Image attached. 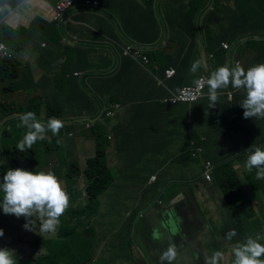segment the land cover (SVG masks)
<instances>
[{
  "label": "trees",
  "instance_id": "1",
  "mask_svg": "<svg viewBox=\"0 0 264 264\" xmlns=\"http://www.w3.org/2000/svg\"><path fill=\"white\" fill-rule=\"evenodd\" d=\"M166 0H145L146 5L143 3L142 6L145 10V13H151V22L149 24H139L144 25L149 30V33L154 37H159L160 34V27H162V21L165 22V29L168 27L169 24H173L171 22L170 17L165 18L163 17V13L168 12L169 16L174 14L173 10L167 9V4L165 3ZM183 0H168V4L172 3H179ZM236 2H240L243 0H235ZM187 12H186V23L182 24L181 26H170L168 32H172L173 39H184L185 42L192 44L189 48L191 50H196L197 48L204 45L205 49L209 52L214 54V59L216 56H219L222 49L224 50L222 44L224 41H230L233 39V35L231 34H223L221 37H217L216 35H211L210 29L207 27L205 28L204 32L201 34L203 37V43L196 42L194 36L196 35L197 28L194 27L195 20L197 21L198 14L208 11L209 18L212 19L213 15L222 14L224 10H228V7H224V5L220 4V0H185ZM209 6V8H208ZM213 7L210 9V7ZM219 7L223 9H219ZM217 9V10H216ZM233 13L234 17H245L242 14H237L234 11L228 10ZM249 11H253V9H249ZM158 12V13H157ZM162 13V14H161ZM4 14V13H2ZM0 14V16L2 15ZM126 17H133V13L127 12L123 14ZM123 16V19H124ZM227 16V15H226ZM224 15V17H226ZM95 18V17H94ZM214 18V17H213ZM125 25L129 23L124 22ZM151 24V26H150ZM207 26L210 24H206ZM233 25V23H232ZM53 29V25L47 23L46 21L36 18L31 24V30L33 33H37L40 30H44L46 32L51 31ZM231 26L228 28L230 31ZM154 31V32H153ZM90 33V30H87ZM12 33V32H11ZM55 34V33H54ZM9 34H6V37ZM177 37V38H176ZM12 38L9 36V39ZM148 37L147 39H149ZM147 39H144L147 41ZM3 40H5L3 38ZM6 41V40H5ZM195 42V44H193ZM186 44L184 43L181 49V53H183ZM202 47V48H203ZM70 52L67 50L65 53ZM259 52V51H257ZM185 55L189 56L190 50L184 52ZM95 55V56H94ZM182 55V54H181ZM260 63L262 64L264 59V52H261L259 55ZM151 64H149V69H145L141 67L138 63H135L130 58H124V61L120 63L121 65L117 67H112V62L109 61L107 58L101 56L99 52L94 53L92 56L80 58L76 60L75 58V66L73 67L74 71H82L84 72L82 77H75L72 75L71 78V86L69 89L71 91H75L73 94L65 87L58 88L56 87V82L49 84V91L51 96V102L55 101L58 106V109L63 107V110L69 109L71 105L75 107H79L78 112L81 115H89L91 119H97L95 116L99 113V106L108 107L109 104L112 103L111 96H105L107 93L113 92V95L116 94L119 96L123 90V87H127L128 84H132V88L134 89L133 92L138 95L137 100L141 101L137 106L142 107V111L145 115L150 118L151 113H156L158 111H162V117H158L160 123L163 125L173 123L170 121L173 118L178 117L181 111H189V105H177V104H170V98L175 95V92L172 88H167L166 86L159 83V79L163 76L158 75L160 71L155 69L156 61V54L153 53L151 55ZM101 60L106 62V65H101ZM154 60V61H153ZM109 62V63H108ZM224 65L223 61H219ZM170 62L167 61L165 65L158 63L160 67H167ZM185 63V62H184ZM184 63H182V68H177L178 70L177 76L174 78L175 80H181L184 77ZM187 64V61H186ZM212 65L214 70L219 66V63H215L212 61ZM4 67L3 65L0 66V72L4 74ZM5 75L1 76L4 78ZM10 76H7L4 80H8ZM130 82V83H129ZM88 83V84H87ZM85 89H93L98 93L97 96H86L79 91V88ZM180 87H177L175 91H178ZM208 88L205 86L203 90L204 97L207 96ZM226 92H232L234 97L232 100L227 101L232 110L236 109L240 106L241 102L244 99V96L241 92L233 90L231 86H229L225 90H221L219 96L226 95ZM221 97H219L221 99ZM166 98L169 103L167 102L165 105H161L162 99ZM208 103V102H207ZM97 104V105H96ZM209 104V103H208ZM89 105H91V112L89 110ZM10 109L13 112L14 117L18 118L25 113L24 111H37L36 106H31L30 108L26 107L25 102L20 105H10ZM191 110V109H190ZM206 110V117L205 121H210L215 118H218L217 114L211 110L210 108H205ZM66 111V114H67ZM230 110H226L221 107L220 112L221 114H227ZM69 114V112H68ZM162 114V113H161ZM220 116V115H219ZM239 122L245 128H249L252 131L257 132V134H263L260 131L261 126L264 125V118H256L253 117L252 119H243V111L237 115ZM101 121H97V123L93 126H86L82 131V138L85 141L91 142L89 145V149L91 153L87 151L81 152L80 148L78 147L77 143L68 144V140L65 138L67 136V130L71 131V126L65 128L63 126L57 135H53L50 131H46L45 139L38 140L30 150L25 151L24 153H19L17 150L12 149H4V158L1 160L3 163L0 164V169L5 170L8 166L16 168H22L27 171H35V172H48L47 169H44L42 166L47 164L48 162L53 164L56 171L62 174V177L66 183V188L64 189L69 196V206L70 211L66 210L65 214L69 218H64L63 221H60V224L56 230L58 234L55 238L54 236L50 235H43L39 236V229L38 226L36 227V234L25 231L22 225L25 223L24 218L21 217L17 219L14 216L4 215L5 220L7 221L6 226H3L2 229L4 231V236L0 237V242L4 246H9L10 249H14L16 254L19 255L18 261L22 263H26V259L28 258L29 254L25 255L23 249H27L30 247H37L39 245H45L46 252L41 259L42 262L34 261L33 264H87L88 262L92 263L94 258L95 252L101 249V244L99 241L101 239H92L94 234V229L89 227V225L81 226V222L83 221L82 213L85 211V206L83 201H79L82 198V191L80 189V185L78 183L79 179L82 177L85 180H89L87 184V191L90 194L91 198H89V204H94V206H98L100 203V197L104 195H109L113 197L117 193L120 192L117 190L116 186H112L113 178H111V171H112V163L115 161L113 156L111 155L110 145L107 143L108 140L105 141L103 137V133L105 132V124H108V120L98 119ZM156 123V122H155ZM259 123V126L257 125ZM182 125V130H185V135L192 136L195 140V143L200 146V142L196 139V123L190 122L187 123V119H182L180 124ZM215 128L214 134L215 137L213 139H217L215 142V161L219 160L223 157L224 151V142H228L234 152L238 151V149L234 145V139L232 134L230 133V128H227V132L224 131L223 133L217 134L219 126L213 124ZM156 129H158V123H156ZM229 130V132H228ZM177 127H173L171 131L166 129L162 132L160 144L162 147L171 146L177 141V138L181 133L177 135ZM114 139L118 142L126 141L129 144H135L136 142H143L145 138V134L147 133L146 127H136L131 128L127 125H118L114 129ZM174 134V135H173ZM6 136H2L5 138ZM75 134L72 133L70 138H74ZM18 138V135H17ZM64 138V139H63ZM211 139L210 136L207 137L205 141L207 146L210 148L212 145H209L207 141ZM212 139V140H213ZM263 142L260 145H253L251 143H247L246 148L252 150L255 147L264 146V135L262 136ZM156 146L152 147V150L155 152L158 149H155ZM115 156L116 154L119 155L120 160L123 164L130 163V158L133 154L132 151L126 153L124 156H121L119 152H115L113 149ZM232 151V152H233ZM224 158L220 164H217L216 169L214 171V175L212 181L210 183L203 182V178L201 181L207 187L208 193L210 195V201L215 203V208L218 210L220 207L225 209L230 214V223L227 224L229 226L226 233L223 235V242L228 243L231 248H233L237 243H243L245 239L251 236L254 239L256 237H264V227L262 226L261 230H256L260 224V221L256 218V216L252 213L253 206L247 202H241L239 199V192L241 187H246L243 183V177L248 182V185L253 183L254 180L251 179L250 175H253V172H249L247 174V170L244 168V163L233 160L232 153ZM12 153L18 154V157H14L13 159L10 158ZM25 153H30L28 157ZM207 152H205L206 154ZM165 159H169L165 158ZM194 160L191 155L185 154L177 159H171L170 162L174 163L177 166L184 165L187 161ZM4 162H7L5 164ZM178 162V163H176ZM166 162L163 165L168 164ZM216 165V162L213 161ZM239 163V167L235 168V164ZM129 170H126L127 173ZM255 171V169H253ZM118 174V172H116ZM124 173V174H125ZM119 175V174H118ZM196 180V179H195ZM193 180V181H195ZM262 183L264 184V179H261ZM2 182V181H0ZM200 187V186H197ZM110 191L112 193H110ZM194 191V190H193ZM167 193V192H166ZM166 193L160 197V200H163L165 196L164 202L166 203L164 206L168 205L174 197L172 195H166ZM191 197L194 200V195L190 191ZM262 193H264V189H262ZM118 196V195H117ZM0 200H2V194H0ZM241 202V203H240ZM251 208V212L248 214L247 218L243 217V215L247 214V208ZM2 212V211H0ZM3 213V212H2ZM78 216L75 221H73V217ZM256 224V225H255ZM234 229L236 231V236H234L231 240L226 239V234L228 231ZM262 232V233H261ZM264 240V239H262ZM92 243L95 244L94 249L91 247ZM264 244V241L263 243ZM19 247H23V249H19ZM90 249V250H89ZM88 252L80 258V255L83 254L85 251ZM234 260V256L231 257L230 263ZM101 264V263H98Z\"/></svg>",
  "mask_w": 264,
  "mask_h": 264
},
{
  "label": "clouds",
  "instance_id": "2",
  "mask_svg": "<svg viewBox=\"0 0 264 264\" xmlns=\"http://www.w3.org/2000/svg\"><path fill=\"white\" fill-rule=\"evenodd\" d=\"M110 1L111 0H72V4L67 9L65 15L66 19L65 21L57 22L53 18V11L57 9V6L60 2V0H37L35 3H31L28 0H25L17 5H15L11 11L6 17L0 19V28L3 29V32L5 33L4 39L6 40H0L1 43H3L8 50V56L6 55L3 58H0V66L3 65L4 74L0 72V136H6L5 138H2V143L0 144V164L3 163L1 161L2 154L4 153V149H12L17 150L19 153H23L26 150H30L32 146L38 141L45 139L46 131H50L54 136L57 135L60 131V129L63 127L64 121H60L59 119L54 118V116H50L53 118H49L47 122H41V110L40 108H37V111H29L26 113H23L19 119L14 117L13 112L11 111L10 107H7L2 102V92L4 90V86L2 85L3 82H7L9 80L13 79L14 76V70L15 65L14 61L16 60L15 56L13 55L14 50L10 49V43L11 44H19L21 41L18 40L16 31L21 29L24 26L28 27L29 32L33 33L31 30V24L36 18H40L47 23L53 25L56 32L54 36L56 35H62L63 43L62 46L69 51L75 52L76 50H85V53L90 51V56H92L94 53L99 52L103 55V53H106L104 58H107L109 61L112 62V65L110 68L117 67L121 65L124 61V58H130L135 63H138L141 67L149 69V64H151V55L153 53L156 54V61L155 63V69L157 71L163 72V77L159 79V83L166 86L167 88H172L170 85H168L167 81L171 80L176 77L178 70L176 72L175 67H165L160 68L158 63H161V59L159 57V54L157 53V49H167L166 46L168 45V29L166 27L165 29V22L162 21V27H160V34L159 37L154 38L151 34V37L147 39L145 42H137V41H131V40H124V39H114L108 36L100 35L103 44V48L97 46V39H91L92 36L89 37V33L87 32L85 34V37H80L79 35L71 34L68 31V25H66L68 22H72V14L73 13H92L99 16H109L112 19L111 11L108 9L110 7ZM160 1V0H156ZM209 8V6H208ZM213 7L211 6L210 9ZM8 10V9H7ZM7 10L5 12H7ZM209 10L203 12L206 13ZM4 12V13H5ZM158 13V12H157ZM15 16H18L17 21L15 24L10 23V20L14 18ZM27 20H29V25H26ZM151 26V24H150ZM96 30V34H98V30L96 29V26L93 24H90V27L88 30L93 31ZM12 32V33H11ZM6 34H9L6 37ZM9 36L12 38L9 39ZM85 38V40H84ZM254 40V39H253ZM224 44L228 45V48H224ZM132 47V51L130 53H125V51L130 46ZM204 45H201L203 47ZM223 48L225 50L230 51L231 45L228 43L222 44ZM20 47H24V44H21ZM135 50H139V55H134ZM152 51V53H151ZM204 51H207L204 47ZM82 57V56H80ZM85 58V57H82ZM214 59V54L210 53L208 56H206L205 62V69L204 72L201 74L198 79L194 81L195 84L192 85H183L179 88L178 91L175 92V95L172 97H176L179 92L185 87H194L197 86L200 89L205 88L207 86L208 92H207V98L209 100L208 108H215L216 102L218 100V96L220 94L221 90L227 89L229 86L233 90L239 91L243 94L244 99L241 102L240 106L237 107L234 110H239L240 113L243 111V119H252L253 117L256 118H264V63L262 64H256L253 67L244 68L240 62L234 61L233 58L230 56H227L226 63L218 67L214 70L212 61ZM169 61V60H167ZM224 62V60H222ZM106 63V62H105ZM109 63V62H108ZM68 62L65 64V66L60 70L62 75L66 77L67 79H64L65 81H69L71 84V78L72 75L75 77H82L83 73L82 71H74L73 67H68L64 70ZM203 67L202 61L196 60L193 62L190 68V72L195 74L198 70H200ZM4 76L2 78L1 76ZM7 76H10L8 80H4ZM205 79H204V77ZM54 82L59 83V79L57 77L54 78ZM130 83V82H129ZM88 84V83H87ZM71 86V85H70ZM69 86V87H70ZM57 87V86H56ZM69 87H65L67 90L72 92L73 94L75 91H71ZM84 88V87H83ZM84 90L88 93L90 96H97L98 93L94 91L93 89H85ZM132 84H128L127 87H123V90L119 96L116 94L113 95V92L107 93L105 96H111L112 97V103L109 104L108 107L99 106V113L95 116L97 119H91L89 118V121L86 123V126H94L97 121H101L98 119H106L108 120V124H105V132L103 133V137L106 140H108L109 147L115 148V144L118 146L120 150V154L125 155L126 153L132 151V148H138V149H145V144L143 142H140V145H138L136 142L135 144H129L126 141L123 142H116L114 139V129L118 125H120L118 117L120 113L123 111L124 108H126L130 103L137 102V96L133 92ZM227 97L230 95V100L233 99L234 94L232 92H226ZM172 98H170L171 103L170 104H177V105H189L191 106L194 103H197L201 99L204 98V94L202 91V96L195 102H184L180 101V99H176L175 101H172ZM141 102V101H139ZM169 103V101L164 98L161 101V105H165L166 103ZM97 105V104H96ZM31 106H29L30 108ZM74 106L71 105L69 107L70 110H73ZM34 112V113H33ZM36 115V116H35ZM20 120V121H19ZM79 119H76L77 121ZM68 121V126H71V131L67 130V133L69 136H72V126L76 123ZM212 121V120H211ZM193 122L192 120L188 119L187 123ZM213 124H216L219 126V123L221 122V118H215L213 119ZM8 124V128H4ZM131 128L132 127L129 124L127 125ZM17 127H23L26 128L27 131L23 135L22 140L16 145L17 149L12 146L13 141L17 139V131L20 129H16ZM142 127L147 128V133L145 134V138L143 141L147 139H151L153 137H161L162 132L158 128L156 129V125H148L145 124ZM196 127V126H195ZM203 130L205 131V135H203L202 131L196 128V139L200 140V146L198 147L195 143V140L192 138V136H188V146H187V154L189 153L193 159H196L200 157L202 154H204L207 137L210 136L211 139L215 137L214 134V127L213 125L209 126L207 122H204L202 125ZM4 128V129H3ZM8 138H10V141H8ZM82 138V136H81ZM191 138V139H190ZM201 138V139H200ZM80 142V141H79ZM208 142V141H207ZM133 145V146H132ZM145 145V146H144ZM140 146V147H139ZM80 147V143H79ZM202 149V153L197 154V150ZM89 150V147L87 148ZM86 150V151H87ZM242 151L247 152V159L244 163V168L252 172L253 169H255V175L257 180L264 179V146L255 147L252 150H249V148L246 150L239 149L237 152L235 151L233 156L239 158ZM143 151H140V154H143ZM185 152H183L184 155ZM133 155V154H132ZM133 161L134 158L131 156L130 161ZM144 160V159H141ZM131 161V162H132ZM130 162V163H131ZM210 162L213 165L212 170V178L214 175V171L216 169L217 164L215 165L212 161L207 160L204 164V172H205V166L206 163ZM240 162H243L240 160ZM130 163L124 165V169L120 170L118 174H124L126 170L131 171L130 168H125V166H128ZM140 167V166H139ZM138 167V168H139ZM112 169H117L115 166L112 167ZM5 171V170H4ZM3 170L0 169V194H2V200H0V237L4 236V231L2 229L3 226H6L7 221L5 220L4 215H10L14 216L17 219L23 217L25 223L22 225L23 229L25 231H29L36 234V227L38 226L39 229V236L43 235H50L57 237L56 230L60 224V221H63L64 218H69L65 214L66 210L70 211L69 206V196L66 193V191L62 188L58 178L56 175L49 171V172H35V171H27L22 168H16V169H7L4 173ZM128 171V172H129ZM139 172V171H134ZM204 172L202 175L203 182L210 183L204 179ZM136 175V173H135ZM82 178V177H81ZM150 178V176L148 177ZM83 179V178H82ZM85 184L81 189L82 198L79 199V201H83L85 206V211L82 213L83 221L81 222V226L89 225V227H92L94 229V234L92 236V239H101L99 243L101 244V249L95 252L94 258L92 260V263L88 262L87 264H111L112 256H113V246L110 245L108 239H107V232L109 231L107 227L117 225V221L119 219V216L115 215L113 213V217L111 216V211L108 209V215L109 220H107L103 216L102 210L100 211V206H94V204H89V198H91L90 194L87 191V184L89 180L83 179ZM157 176H153L149 179V181H152L153 183L156 182ZM79 183V181H78ZM248 183V182H247ZM80 185V184H79ZM156 185H158L156 183ZM248 185V184H247ZM246 185V186H247ZM143 193L146 191H142ZM118 195V196H117ZM115 194L112 198V200H116L121 196V193ZM180 195L174 197L171 201L174 199H177ZM191 196V193H190ZM103 197V196H102ZM100 197V200L101 198ZM195 200V197H194ZM170 201V202H171ZM101 202V201H100ZM159 202L163 205L166 203L163 200L159 199ZM168 202V204L170 203ZM182 202V199H179L176 204L174 205H167V208H172L173 206H180ZM114 205V201H111L108 207H112ZM175 212V215L177 217V220H181V216L178 215V211L173 210ZM171 212V211H170ZM170 212H167L166 210L163 212V215H167ZM4 214V215H3ZM120 214V213H119ZM162 215V217H163ZM78 216L73 217V221L77 219ZM139 219L145 218V213L139 214ZM161 216H158L157 214H154L153 216L149 217L147 219V227L144 230H139L135 237H139L140 244L135 249V254H132V250L128 248L129 251V261H133V264H155L150 258V253L155 254V246L156 242L155 239L152 237L155 234V226H157L160 223V220L162 219ZM207 230L210 235H213L211 233L209 227L206 228V230L198 233L200 234L201 238H197V242L202 241V236L204 232L207 235ZM181 231L184 233H187L188 236L191 234L187 232L186 226L183 225L181 228ZM154 232V233H153ZM194 233H197V230L194 231ZM234 236H236V231L234 229L228 231L226 234V239L231 240ZM196 238V237H193ZM189 238V239H193ZM261 239H264V237H257L256 239H253L251 236L247 237L243 243H237L233 248L229 246L228 243L223 242V238L220 239L219 247L220 251H216L213 253L210 260L207 261V264H218L220 261L221 264H223V258L226 256V254H232L228 256L224 262V264H228L227 260L234 256V260L232 261V264H264V259H261L262 256H264V244L260 243L259 241ZM176 242V246L181 251L183 250V242L180 235V230H177V237L176 239H173ZM177 240V241H176ZM207 246L209 249L211 248L212 242L214 240L213 237L208 238L207 237ZM195 243V244H196ZM195 244L192 246L193 249L198 250V252H194L193 259L194 264H198V260H202L201 256L203 255L204 251V245L201 242L198 246H195ZM95 244L92 243V248L94 249ZM182 246V248H181ZM146 252L144 253L143 250ZM90 250V249H89ZM95 250V249H94ZM88 252L85 251L86 254ZM45 253L42 255H38L39 258H43ZM156 256V255H155ZM176 252L169 248L166 253H164L161 257V259H167L168 264H173V261L175 259ZM160 264L161 261H158ZM187 263V261H186ZM0 264H18V257L16 256L15 250L10 249L9 246H4L0 242Z\"/></svg>",
  "mask_w": 264,
  "mask_h": 264
},
{
  "label": "crops",
  "instance_id": "3",
  "mask_svg": "<svg viewBox=\"0 0 264 264\" xmlns=\"http://www.w3.org/2000/svg\"><path fill=\"white\" fill-rule=\"evenodd\" d=\"M11 0H0V14L4 13L7 9V12L2 14L0 16V19L6 17L11 11L13 10L12 6L9 8V2ZM19 3L25 1V0H17ZM31 3H35L37 0H28ZM145 0H111L110 1V7L108 8L111 11L112 14V19L109 16H99L96 14L92 13H73L72 14V22H68L66 25H68V31L71 34L79 35L80 37H85V34L87 33L88 28L90 27V24H93L96 26V29L98 30V34L96 35H91V39H97V46L103 48V44L101 43L102 39L100 35L108 36L114 39H124V40H131V41H137V42H145L148 37H151L149 30L146 28L144 25H139L143 24H149L151 22V13L147 12L145 13V10L142 6L144 3L146 5ZM168 0L165 1L167 4V9L173 10L174 14L172 16H169L168 12L163 13V17L165 18L170 17L171 22L173 24H169L167 29H169L170 26H181L182 24H185L187 16V7H186V2L185 0L179 2V3H172L168 4ZM18 3V4H19ZM220 4L224 5V7H228V10L234 11L237 14H242L245 17L239 16V17H234L233 13L224 10L223 8L219 7V9H223L224 12L221 14H216L212 16V19H210L208 16V12L206 13H200L198 14L197 21L193 24L194 27L197 28L196 35L193 38L196 39V42H200L202 44L203 42V37L202 33L204 32L205 28H209L211 35H216L217 37H221L223 34H231L233 35V39H230V41H224L223 43H228L231 45V50H223L220 52L219 56H216L215 58V63H219V66L223 65L219 61L224 60V64L226 63V58L227 56H230L231 58L234 59V61L240 62L244 68H249L253 67L256 65L258 62L260 63L259 60V54L261 52H264V40H261L259 37L258 33H263L264 32V0H243L240 2H236L235 0H220ZM12 9V10H10ZM249 9H253V11H249ZM217 10V9H216ZM131 12L133 13V17H126L123 14ZM162 14V13H161ZM224 15L226 17H224ZM124 16V19H123ZM95 17V18H94ZM201 17L204 18V20H201ZM214 17V18H213ZM16 23V21H12ZM124 22L129 23L128 25H125ZM26 25H29V20H27ZM233 23V25H232ZM210 24V25H206ZM231 26L230 31H228V28ZM56 32L55 28L51 29V31L46 32L47 35L49 36H54V33ZM154 32V31H153ZM173 33L168 32V45L166 46L167 49H157V53L159 54L160 61L162 65H165L167 63V60H169L168 67H175L176 69L182 68V63H184V77L183 79L175 80L174 78L171 80H168L167 83L170 85L173 89H176L177 87H181L183 85H192L194 84V81L198 79V77L201 76V74L204 72L205 69V62L206 61V56H208L211 52L204 51V47H199L196 50H191L189 47L192 45L190 43H187L184 41V39H173L171 41ZM249 36H256L257 42H254L252 40L251 42L248 40ZM177 38V37H176ZM42 39V40H41ZM31 40V38L29 39ZM85 40V38H84ZM50 44H49V39L48 38H37L36 40L32 41L30 44V41L24 43V47H20L22 42L19 44H11L10 43V49H13V55L15 56L16 60L14 61L15 65V70H14V76L12 80H9L7 82H3L2 85L5 87L3 92H2V102L7 106L10 107V105L16 104L20 105L25 102V99L28 97L30 92L26 91V88L24 86H16V83L19 82L20 78L25 72V69L27 67V64L29 63V60L31 57L37 55L39 56V64H37L38 68H33L34 70V76L38 77V80L36 81L34 90L35 92L40 91L41 93L43 92V88L45 87V84H51L54 82V78L56 77V73L61 70L65 64L69 61V56L72 53L74 58L76 60L82 58V57H89L90 56V51L85 53V50H76L75 52L70 51L68 53H62L61 51L63 50V46L60 42L51 40L50 39ZM186 44V47L181 53V49L183 44ZM195 44V42L193 43ZM41 45V49L39 50V47ZM51 46L50 48H48ZM190 50L189 56L185 55L184 52ZM60 51V55H59ZM259 51V52H257ZM56 53H58V57L56 59L50 60ZM152 53V51H151ZM182 54V55H181ZM106 53L101 54L102 57H104ZM82 56V57H80ZM95 56V55H94ZM75 59L74 63L69 64L68 67H74L75 66ZM196 60L202 61L203 67L198 70L195 74L190 72L191 65L193 62ZM187 61V64H186ZM264 62V59H263ZM105 63L104 60H101V65ZM159 65V64H158ZM164 68V67H160ZM1 75V74H0ZM3 75V74H2ZM158 75L163 76V72L160 71ZM177 76V75H176ZM79 91L88 96V93L84 90V88H79ZM221 96H218V100L216 102V107L215 108H210L213 110L218 118H221V122L219 123V129L217 131V134L223 133L224 131L227 132V128L231 127L234 125V123H237L240 127L241 130H231L230 133L233 136L234 139V145L235 147L239 150H244V148L248 147L245 146L243 143H241L243 138H245V142L250 143L251 141L258 140L259 143L263 142L262 136L264 135V125L261 126L260 134H257V132L250 130L249 128L245 127L243 129V126L238 120V114L240 113L239 110H232L229 105L226 104L227 101L230 99V95L228 97L226 95H222L221 99L219 98ZM229 98V99H228ZM235 99V97H234ZM209 100L207 96H205L203 99L198 101L197 103L192 104L190 107H188L187 112L184 110L181 111L178 115V117L173 118L174 120H170L173 123L169 122L167 125H163L160 123V120L158 117H162L163 112L158 111L156 113H151L150 118L145 115L142 111V107H137L139 105V101L130 103L126 108L123 109V111L120 113L118 120L121 126L123 125H130L132 127H142L145 124L148 125H156L158 123V128L163 132L166 129H169L171 131L173 127H177V130L180 132H177V135L181 133L185 137V130H182L180 124L181 120L184 119H190L192 120V116L194 114L196 115V120H192L193 122L196 123V128L202 131L203 135H205V131L203 130L204 127L203 125V120H206V110L205 108L208 107ZM230 102V101H229ZM184 106V105H182ZM224 108L226 110H230L227 114H221L220 109ZM79 107L73 108L72 111H76L79 115H74L77 117H82L85 116L87 118H90L89 115H81L78 112ZM191 109V110H190ZM89 110L91 112V105H89ZM92 113V112H91ZM162 113V114H161ZM70 117H73L71 113L68 114ZM186 117V118H185ZM156 122V123H155ZM209 124L210 128L213 125V122L207 121ZM259 126V123H257ZM16 128V127H15ZM17 129V128H16ZM243 129V130H242ZM229 132V130H228ZM18 133V131H17ZM174 135V134H173ZM179 137V136H178ZM178 139V138H177ZM191 139V138H190ZM161 137H153L151 139H147L143 141V143L146 145L145 149H138L133 147L132 152L133 155L132 157L134 160L128 165L125 166V168H130L133 171H139L135 172L136 175L141 179L144 184V189L143 191H147L150 189L151 186L158 184L159 190L162 191L163 183L159 182V176L164 173V166L166 162H169L171 159L175 160L178 157H181L183 155V152L176 153L173 157L170 156L169 153V146L167 147H162L160 144ZM217 139H213V144L209 148L207 146V149H205L204 154H202L200 157L194 159L197 161H201L203 158H206V161H214L216 164H220L221 161L229 156L231 154V148L228 144V142H224V151H223V157L220 158L219 160L215 161V142ZM140 145V142L137 143ZM133 146V145H132ZM156 146V150L158 149L157 152L155 150H152V147ZM140 147V146H139ZM111 148V147H110ZM112 149L115 150V152H119L120 150L118 146L115 144V148L112 147ZM140 151H143V154H140ZM205 152H207L205 154ZM121 156L122 153L120 154ZM169 159H165L168 158ZM144 159V160H141ZM205 161V162H206ZM145 162V166L143 163ZM204 163V162H203ZM205 164V163H204ZM113 166L117 168L118 171L124 169V164L120 160L119 155L116 154L115 156V161L112 163ZM141 168H140V167ZM139 167V168H138ZM144 167H147L148 173L146 175L143 174L142 169ZM192 166H189V169ZM203 167V165H202ZM187 169V168H186ZM196 170L195 168H191L190 172L193 173V171ZM204 172V171H203ZM148 176L153 177L157 176L156 182L149 181L150 178ZM148 178V179H147ZM202 179V178H201ZM193 181V179H191ZM185 185H188L186 183ZM255 183H251L247 186V188L250 189V196H249V201L258 207V214H257V219H260V208L263 209L264 211V197H259V193L257 188L255 187ZM207 191V193L205 192ZM201 191L203 196H205V200H202L199 202V207H203L206 203H211L213 207L215 208V203L210 201V195L208 193L207 187L204 184V187H201ZM190 197V196H189ZM189 197L187 198V201L181 202L180 206L183 207L182 209L190 206V205H195L191 202H189ZM259 197V198H258ZM180 199V196L177 199H174L171 201L168 205H171L174 203V201H178ZM183 201V198H181ZM194 203H196V200H194ZM202 204V206L200 205ZM196 206V205H195ZM108 209L111 211V216L113 217V213L117 216H119V219L117 221V225L115 227L110 226L108 228L107 232V239L110 243V245L113 246V256L111 260V264L113 263H119L123 260L125 262L129 261V251L127 248V243H128V234L131 229V224L129 220H126L123 218L121 213L115 208V206H112L111 208L108 207ZM209 210V207L206 209ZM216 208L214 210V213L216 212ZM212 212V211H211ZM120 213V214H119ZM178 215L181 217H188L186 212L178 211ZM222 213L220 216L222 217ZM214 214L208 213V216H205L204 214H200V218H195L193 223H189L187 219H185V226L187 229V232H189L191 235L188 236V238H199L200 232L206 230L207 227H209L211 233L214 232L213 235H210L207 230V237L211 238L213 237L214 239L220 240L223 238L224 233L227 232L229 226H227L228 223H230V214L226 211L224 218H221L220 216H217V218L213 217ZM208 221H211L212 223H209ZM197 230V233H194V231ZM204 234H206L204 232ZM201 238V236H200ZM195 243L192 244V246ZM203 245V244H202ZM182 248V246H181Z\"/></svg>",
  "mask_w": 264,
  "mask_h": 264
},
{
  "label": "rangeland",
  "instance_id": "4",
  "mask_svg": "<svg viewBox=\"0 0 264 264\" xmlns=\"http://www.w3.org/2000/svg\"><path fill=\"white\" fill-rule=\"evenodd\" d=\"M227 1H229V0H227ZM18 3L19 2L17 0H11L8 4L9 8L17 5ZM201 20H204V18L201 17ZM262 26H264V25H262ZM16 34H17L18 40L21 41L23 44L28 42V41H30V44H31V42L36 40L37 38H48L49 44L51 42L50 39L58 41L60 43H63V38H64L62 35L49 36L46 34V31H44V30H40L37 33H31V32H29L27 26H24L21 29H19L18 31H16ZM258 34H259L260 39L264 40V32L258 33ZM91 35H96L95 29L89 33V37ZM4 36H5V33L3 32V29L0 28V40H3ZM30 38H31V40H29ZM253 39H254V42H257L256 36H249L248 37V40L250 42ZM50 47L51 46H49L48 48H50ZM40 49H41V45L39 47V50ZM61 52L65 53L66 49L63 48V50ZM59 55H60V51H59ZM38 57L39 56H37V55L31 57V59L29 60V63L27 64V67L25 69L24 74L20 78L19 82L16 83V86H24L26 88V91L30 92L28 97L25 99V105H26L27 109L29 106H36L37 108H40V110H41V113H40V116L42 119L41 122H47V120L49 118H53L50 116H54V118L59 119L60 121H64L62 123H63V126H65V128L68 127V121L70 123V121L74 122L76 119H79V120L75 121V123L76 122L77 123L72 126V133L75 134V137L70 138L69 134L67 133V136L65 138L68 140V144H70V145L73 143H77L78 147H79V143H80L79 148H80L81 152L86 151L87 148L89 147V145L91 144V142L83 140V138H81V136H82V131L84 130L86 123L89 121V118H87L85 116L77 117L79 114L76 111H72L70 109H68V111L63 110L62 106H61V108L58 109V106L55 103V101L51 102L52 98L49 97V96H51V93L49 91V89H50L49 83L45 84V87L43 88L42 93L40 91H37V92L33 91L35 84H36V81L38 80V77L34 76V70H33V68H38V66H37V64H39ZM57 57H58V53H56L50 60L56 59ZM69 57L70 58H69L68 64L66 65L64 70L67 69V66L69 64L74 63V59H73L74 56L72 53L70 54ZM104 64L106 65V63H104ZM56 77L59 79V83H57V82L55 83L56 86H58V88L69 87L71 85V83L69 81L64 80L67 78L62 75L60 70L56 73ZM66 111H67V114H66ZM24 112L26 113L28 111H24ZM68 112L71 113V115L73 117H70L68 115ZM74 115H77V116L74 117ZM196 115L197 114H194V116H192L191 119L196 120ZM203 122H206V121L203 120ZM7 126H8V124H6L3 127L6 128ZM177 126H179V125H177ZM17 128L20 129L18 131V138L15 141H13V143H12V146L15 147L16 149H17L16 145L22 140L23 135L27 131V129L23 128V127H17ZM230 129L231 130H241V127L237 123H234V125H232L230 127ZM243 129H244V127H243ZM8 141H10V138H8ZM198 141L200 142V140H198ZM241 141H242L241 143H243L245 146L247 145V142H245V138H243V140H241ZM1 143H2V138L0 136V144ZM207 143L209 145H212L213 140L209 139ZM250 143L253 145L254 144L260 145L258 140L251 141ZM187 146H188V136L185 135V137H184L183 135H180V138L178 137L177 141H175V143L173 145L169 146V148H168L170 156L173 157L176 153H179V151L185 152L184 155L187 154V152H186ZM197 146H198V144H197ZM110 149H111V155L115 159V153H114L112 148H110ZM26 151H28V150H26ZM232 151L233 150H231V152ZM87 152L93 154L92 152H90V149L87 150ZM232 153H234V151ZM25 154L28 157L30 156V153H25ZM4 155L5 154L3 153L2 158H4ZM247 155L248 154L246 151H242L239 158H237L235 156H233L232 158L234 161L242 160L243 163H245V161L247 159ZM14 157H18V154L12 153L10 158L13 159ZM205 161H206V158H203L201 161L190 160L181 166H177L174 163H171L169 161V163L166 164V166H164V173L162 175H160L158 178L159 182L164 184L162 187V191L159 190L158 185H154V186H151L150 189L144 193L142 192L144 189V184H142L143 182L141 181V179H139V177L137 175H135L133 170H131L125 174H119L118 175L116 173L117 169H112L111 178L113 176H114V178H113V182L111 185L117 187V190L121 193V196L119 198H117L116 200H112V198L109 195H104L103 197L101 196L102 198L100 200L101 202L99 203V206H100L99 210L100 211L102 210L103 216L107 220H109L108 206L111 203V201H114L115 208L121 213L123 218H125L126 220H129V222L131 224V229H130L129 234H128L127 246L129 249L132 250V254H135V252H136L135 249L140 244L139 237H137V239L135 237L136 233L139 230L146 229L147 219L149 217L153 216L154 214H157L158 216L162 217L163 212L165 210L167 212H170L173 210L186 212L188 217L184 216L176 224V230H178V231L185 224V219H187V221L189 223H193L195 218H200V214H202V215L204 214L205 216H208V213L213 212V214H214L213 217L217 218L216 214L218 216H220V214L222 213L223 215H222V217L221 216L220 217L224 218L226 210L223 209L222 207H220L215 213H214L215 208L213 207V205L210 202L206 203L203 207H199V202L206 199L205 196H203L202 191H201V187L202 186L204 187V183L201 181V178H202L203 171H204ZM4 163L7 164V162H4ZM176 163H178V162H176ZM144 164H145V162L143 163V165ZM202 165H203V167H202ZM189 166H192L191 168H195L196 170H194L193 173H191L190 172L191 168L189 169ZM15 167H16V165H14V167L9 165L7 169H15ZM42 167L44 169H47L48 172L49 171L53 172L56 175V177L58 178L62 188L63 189L66 188V183L62 177V174H60L59 172L56 171L53 164L48 162L47 164H44ZM238 167H239V163H236L235 168H238ZM7 169H5V171ZM5 171H4V173H5ZM142 171H143V174L146 175L148 173L147 167H144L142 169ZM252 172H253V175H250V177H251V179H253L255 181L254 182L256 185L255 187L257 188L258 192L261 193V194H259V197H264V193H262V189H264V184L262 183L261 180L256 179L255 171H252ZM247 174H249V171L247 172ZM191 179H193V180L196 179V180L191 181ZM186 183H188V185H185ZM243 183L245 186L248 184L247 181L244 179V177H243ZM79 184H80L81 188L85 184V182L82 178L79 179ZM197 186H200V187H197ZM247 186L245 188L241 187V190H240L238 196H239V199L241 200V202H247L253 206L252 213L257 217L258 207L253 205L249 201L250 189L247 188ZM190 191L193 193L195 200H196V203H194L193 198L190 196ZM205 192L207 193L206 190H205ZM110 193H112V192L110 191ZM163 193L164 194L166 193V195L170 194V195H172V197H176V196L180 195V199L183 198L182 202L187 201V198L190 196L188 201L195 204L196 206L190 205L184 209H182L183 207H181V206H173L172 208H167L159 202V199L163 195ZM164 200H165V196L163 197V201ZM174 204H176V201H174V203H172L171 205H174ZM202 204H204V203H200L201 206H202ZM208 207H209V210H206ZM142 212L145 213V218L139 219L138 216ZM250 212H251V208L248 207L247 208V214L243 215V217L247 218V216ZM259 212H260L259 213L260 219L258 221H260V224H259L258 228H257V225L255 224L256 230L254 231V233L257 230H261L262 226L264 227V211L262 208H260ZM208 222L212 223L211 221H208ZM256 238L257 237L254 236V239H256ZM206 239H207V236H205V234H203L201 242L204 245V251H203V255L201 256L202 260H198V264H207V261L210 260L213 253L216 251H220V247H219L220 240L214 239L212 242L211 248L209 249V247L207 246V240ZM263 241L264 240L261 239L259 242L263 243ZM19 249H23V247H21V248L19 247ZM23 251L25 252V255L29 254V256L26 259V263H22L21 261H18V264H33L34 261H38V262L43 261V259L39 258L38 255L39 254L42 255L43 253H45L46 247H45V245H39L37 247H30L29 246V248H27V249L24 248ZM143 252L146 253L144 250H143ZM84 255H85V253L81 254L80 258L83 257ZM230 255H232V254H226V256L223 258V264H224L226 258ZM16 256L19 258L18 254H16ZM261 259H264V256H262ZM230 260H231V258H229L227 260L228 264L230 263ZM113 264H133V261L125 262V260H123L119 263H113ZM218 264H221V262L219 261Z\"/></svg>",
  "mask_w": 264,
  "mask_h": 264
},
{
  "label": "water",
  "instance_id": "5",
  "mask_svg": "<svg viewBox=\"0 0 264 264\" xmlns=\"http://www.w3.org/2000/svg\"><path fill=\"white\" fill-rule=\"evenodd\" d=\"M178 222L175 212L171 211L169 214L163 215L160 223L155 226V234L152 236L156 242L154 249L155 254L150 253V258L155 264H160L158 261H161L163 264H168V260L161 259V257L169 248H172L176 252L175 259L172 260L173 264H194L193 255L194 252L197 253L198 250L193 249L192 244L196 243L197 238L189 239L187 233H184L180 229V235L183 242V250L180 251L176 246V242L173 240L177 237L176 224ZM199 244H201L200 241L197 242L195 246H198Z\"/></svg>",
  "mask_w": 264,
  "mask_h": 264
},
{
  "label": "built area",
  "instance_id": "6",
  "mask_svg": "<svg viewBox=\"0 0 264 264\" xmlns=\"http://www.w3.org/2000/svg\"><path fill=\"white\" fill-rule=\"evenodd\" d=\"M71 4H72V0H60L57 6V9L54 10L52 13L53 18L57 22L65 21L66 19L65 13L67 9H69ZM132 47H133L132 45L128 47L125 53H130L132 51ZM224 48H228V45L224 44ZM139 54H140V51L135 50L134 55L136 56ZM6 55L8 56L7 47L3 43L0 42V58L5 57ZM202 91L203 89H200L197 86L187 87V88L184 87L176 97L172 98V101L173 100L175 101L176 99H180V101H184V102H195L202 96ZM200 153H202V149L197 150V154H200ZM212 170H213L212 163L207 162L205 166L204 179L208 182L212 180Z\"/></svg>",
  "mask_w": 264,
  "mask_h": 264
},
{
  "label": "bare ground",
  "instance_id": "7",
  "mask_svg": "<svg viewBox=\"0 0 264 264\" xmlns=\"http://www.w3.org/2000/svg\"><path fill=\"white\" fill-rule=\"evenodd\" d=\"M17 18H18V16H15L14 18H12V19L10 20V23L15 24V23L12 22V21H17Z\"/></svg>",
  "mask_w": 264,
  "mask_h": 264
}]
</instances>
